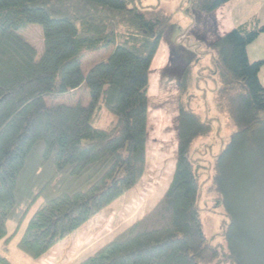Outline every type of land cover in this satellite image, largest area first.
Returning a JSON list of instances; mask_svg holds the SVG:
<instances>
[{
    "label": "trees",
    "instance_id": "1",
    "mask_svg": "<svg viewBox=\"0 0 264 264\" xmlns=\"http://www.w3.org/2000/svg\"><path fill=\"white\" fill-rule=\"evenodd\" d=\"M227 1L191 0L205 14ZM30 25L41 28L40 55L23 33ZM167 26V18L141 10L136 0H0L3 249L31 212L16 246L39 260L140 182L150 67ZM262 33L264 25L241 24L200 53L209 55L207 66L193 74L201 58L189 60L179 77L177 154L167 189L151 210L75 264H264V222L247 226L241 218L242 194L254 215L259 191L264 205V61L247 54ZM104 49L108 56L84 71V57ZM214 77L217 110L233 131L204 159L194 157H204L194 146L211 136L213 122L191 107L190 91ZM82 88L85 102L58 101ZM101 121L104 129L93 124ZM205 174L224 211L218 244L200 218ZM9 221L17 224L10 235ZM0 264L11 263L0 254Z\"/></svg>",
    "mask_w": 264,
    "mask_h": 264
},
{
    "label": "rangeland",
    "instance_id": "2",
    "mask_svg": "<svg viewBox=\"0 0 264 264\" xmlns=\"http://www.w3.org/2000/svg\"><path fill=\"white\" fill-rule=\"evenodd\" d=\"M136 3L141 10H154L168 20V26L160 40L149 73L146 171L134 188L58 243L39 260L29 257L16 246L31 215L30 212L19 232L6 248L3 249V241L0 242V254L6 257L11 264L77 263L93 254L115 235L151 210L170 183L175 168L178 144L179 77L194 55L201 59L198 66L194 67L193 74L202 66L208 65L209 55L200 53L208 49L211 42L218 37V31L213 14L199 12L192 5L191 0H136ZM259 5H261L260 9ZM222 11L229 13L225 14L229 20L227 23L229 29L235 25L236 21L247 20L252 11L260 13L258 15L261 19L260 25H264V0H229L222 5ZM23 33L40 55L43 51L41 28L30 25L24 29ZM109 52L110 49H104L86 55L82 60L83 70L87 71L93 64L105 59ZM204 87H206V97L202 96ZM217 87L218 81L214 77V80L200 81L199 88L193 87L190 91L193 95L191 107L202 117L211 119L213 122L211 136L199 139L194 146L199 153L204 154V157L196 153L194 157L207 159L214 156L223 141H227L228 135L233 131V126L225 114L217 110ZM79 98L86 101V92L83 88L59 98L58 101L73 103ZM93 124L102 129L107 127L106 121ZM206 143L211 144V151L205 148ZM201 188L199 205L203 231L207 238L212 239V244H218L222 241L217 235L225 221L224 211L221 205H216L218 196L214 192L207 174L201 177ZM259 193L260 199L256 204L260 202V207L255 215L253 211H250V205L246 203L242 194L243 214L241 218L247 226L249 224L253 226L259 221L264 222V205L261 204V191ZM16 226L14 221L7 223L8 235L13 232Z\"/></svg>",
    "mask_w": 264,
    "mask_h": 264
},
{
    "label": "crops",
    "instance_id": "3",
    "mask_svg": "<svg viewBox=\"0 0 264 264\" xmlns=\"http://www.w3.org/2000/svg\"><path fill=\"white\" fill-rule=\"evenodd\" d=\"M261 4L263 5V1L261 2ZM221 7L222 6H220L218 9H216L214 12L211 13L213 14L214 17L213 20L216 23L218 36L224 35L231 28L233 29L241 24L256 25L257 27L260 26L261 24V19L258 17L260 13L258 11H252L248 16L247 20L236 21L235 25H233L229 29L227 25L229 20L228 18L225 17V14L227 15L229 13H224L223 11L221 12ZM258 7L260 9L261 5H259ZM247 54L250 61H254V60L264 61V33H262L253 43L248 45ZM261 80L264 84V66L261 73Z\"/></svg>",
    "mask_w": 264,
    "mask_h": 264
}]
</instances>
